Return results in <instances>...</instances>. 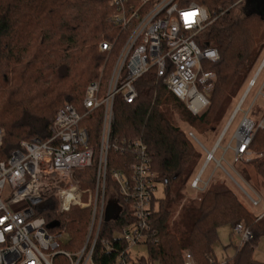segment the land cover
<instances>
[{
    "label": "trees",
    "instance_id": "1",
    "mask_svg": "<svg viewBox=\"0 0 264 264\" xmlns=\"http://www.w3.org/2000/svg\"><path fill=\"white\" fill-rule=\"evenodd\" d=\"M110 1L0 0V161H6L21 141L47 139L56 111L63 105L82 113L84 90L99 76L102 90L105 88L124 39L108 21L113 12ZM236 1L186 0L204 7L209 14L210 23L198 36V45L214 48L219 55L217 62L204 64L214 78L203 113L193 116L152 71L135 83L138 98L134 102L125 104L120 97L114 101L111 143L143 142L156 182L163 185L164 196L156 207L153 198L150 203L154 241L145 245L149 261L141 259L139 264H182L185 254L194 264H217L213 248L218 242L217 231L222 226L232 229L236 223L248 228L252 238L234 246L233 256L225 258L227 264H264L253 258L257 241L264 235V218L256 221L232 190L209 183L198 198L186 197L184 191L199 167L200 153L172 119L176 114L198 134H211L248 81L264 49V16L251 13L235 18L232 5ZM100 42L110 49L101 52ZM101 116L98 109L81 122L87 128L89 145L95 149ZM257 144L264 150V132H257L253 145ZM108 153L106 192L115 199L120 212L108 221L104 214L99 239L118 244L115 233L135 223L118 195L111 172L127 173L135 159L129 151L123 155L113 150ZM250 166L264 176V159ZM242 173L249 177L246 170ZM73 177L79 188H94L95 168L75 170ZM57 210V200L50 199L36 213L47 225L57 223V230L68 231L72 241L80 240L75 245L72 241L68 246L61 243L60 248L74 252L85 241L89 208L74 206L63 214ZM92 254L93 264L114 263V254L103 253L99 241Z\"/></svg>",
    "mask_w": 264,
    "mask_h": 264
},
{
    "label": "built area",
    "instance_id": "2",
    "mask_svg": "<svg viewBox=\"0 0 264 264\" xmlns=\"http://www.w3.org/2000/svg\"><path fill=\"white\" fill-rule=\"evenodd\" d=\"M234 4L240 5L249 14L264 15V0H237ZM110 6L113 12L108 21L118 28L124 39L105 88H101L100 77L89 83L83 94L82 113L70 105H63L56 111L47 139L21 141L19 148L6 161H0V264H55L61 258H64L65 264H93L92 253L98 241L103 253L114 254L113 264H134L129 252L132 246L154 241L150 203L156 179L151 170V159L143 142L111 143L114 101L120 97L125 104L134 102L138 98L135 83L152 71L178 102L193 116H198L208 107L214 78L205 70L204 64L217 62L219 55L216 49L200 47L196 41L210 23L209 14L202 6L186 3L185 0H136L134 3L130 0H111ZM194 12L198 13L195 17L186 15ZM109 49L106 43L99 45L101 52ZM259 60L260 64L253 77L246 82L245 92L212 150L204 149L192 132H185L190 141L206 153L204 164L190 181L189 188L202 193L214 177L212 172L207 180H203L201 174L213 162L234 184L247 204L253 208L261 206L262 211L255 215L256 221L264 218V200L237 175L232 166L233 175L223 168L220 161L229 150L234 159L241 162L264 159V150L253 145L257 132H264V83L257 88L249 109L243 112L221 158L215 159L214 152L264 70V54ZM257 100L261 105L256 103ZM98 109L102 116L99 144L95 149L89 145L87 128L81 122ZM254 109L261 118L257 124L246 116ZM110 150L122 155L129 151L135 159L129 164L127 173L121 170L111 172L118 195L127 205L135 223L115 233L113 238L119 239L118 244L108 238L99 239L106 204L115 200L105 196ZM86 168H95V185L91 192L88 191L87 202H82V192L76 186L73 172ZM50 199L57 200L59 214L68 212L74 206L89 208L85 241L75 252L60 248L63 231L55 232L57 228L48 227L44 218L36 213ZM232 232L240 237L238 246L252 238V232L241 223L234 224ZM227 263L225 259L217 262ZM182 264H194L192 257L185 254Z\"/></svg>",
    "mask_w": 264,
    "mask_h": 264
},
{
    "label": "rangeland",
    "instance_id": "3",
    "mask_svg": "<svg viewBox=\"0 0 264 264\" xmlns=\"http://www.w3.org/2000/svg\"><path fill=\"white\" fill-rule=\"evenodd\" d=\"M234 3L232 5V8L234 9L235 18H237V17L240 18V17H243L247 14L249 15V13L247 11H245V9L243 7H241L240 5L234 6L235 5ZM109 16H110V14H109ZM109 16H108V19H109ZM262 16H264V15H262ZM102 43H104V42H100L99 45H101ZM99 45H98V47H99ZM262 54H264V49H262L260 51L259 56H258V60L255 64L252 72L250 73V76L248 79L253 77L254 71L256 70L258 65L260 64L259 59H260ZM99 77H101V76H99ZM262 83H264V70H262L260 72L259 77L256 80V85L254 86V89L246 96V98L242 102L241 112L237 113V115L234 117V120L231 123V125L228 127L226 134L223 136V138L219 142V148L214 152V158L215 159L221 158V156L223 154V149H225L227 147L228 143L230 142L231 138L233 137L234 131L236 130L239 121L242 119L241 117L243 115V112H245L249 109V107L251 105L250 103L252 102V99L255 95V92H256L257 88H259L261 86ZM245 88H246V83L241 87L240 93L235 98V100L232 102V104H231L232 106H231L229 112L227 113V115L224 117V120L217 127L215 132H213L211 134H209L207 131L198 134L194 129L189 128L188 126L184 125L182 123V121L179 120V117L176 114L172 115V119L175 122V125L183 133H185L186 131L192 132L196 136L199 143H201V145L204 147V149L210 151V150H212V147L214 146L215 142L217 141V139L219 138V136L223 132L225 126L227 125V122L230 120L229 118L232 115L233 111L236 109V106L238 105L237 104L238 101L240 100L241 96L245 92ZM262 93H264V88H262ZM256 103H258V105L259 104L261 105L260 100H257ZM262 108H264V107H262ZM246 116H247V118L251 119L255 124H257L261 119L260 115H257L255 113V109L249 111ZM0 136H1V133H0ZM258 145L259 144L255 145L256 149L259 148ZM197 149H199L200 160H199V167H198L196 173L194 174V176L199 172V170L203 166L204 157L206 155V153L203 149H201L199 147H197ZM220 162L222 163L223 168L226 169V171L229 174L233 175V172L231 170V166H232L234 168L235 172L237 173V175L240 176L241 179L245 180L248 183L249 187L252 190H254V192L258 196H260L262 200H264V176L257 175L255 173L254 169L250 166L251 163H245V162L235 160L234 154L232 153L231 150H229L228 152H226L223 155V160ZM243 170H246L247 175H249L248 178L243 176V173H242ZM212 172H213L214 178L210 182L211 183L210 185L213 186L214 184H222L228 190H232L234 192V194L236 195V197L238 198V200L241 202V204L246 206V208L252 214H254V215L260 214V212L262 211L261 206L257 207V208H253L249 204H247V202L244 200L241 193L236 189L234 184L231 181H229L227 176H225L223 174L222 170L219 167H215V163L210 162L205 167L204 171L201 174L202 179L207 180ZM76 186H77L78 190L80 192H82V195H81L82 202H87V200L89 198V196H88L89 192L88 191L91 192L93 190V188H87V189L83 190V189L79 188L77 183H76ZM188 186L189 185L187 184V187L184 191L186 194V197L187 198H189V197L198 198L200 194L195 192L194 190L190 189ZM152 194H153L154 206L156 207L157 201H159V199H161L164 196L162 183H160L159 181L154 183V189H153ZM109 195H110V193L106 192L105 196L110 197ZM57 231L58 230H56L55 232H57ZM217 234H218V242L214 245L213 248H214V256H216V260H217V262H219L220 260H222L225 257L231 258L233 256L234 251H235L234 246L238 245V243L240 241V237L238 234L232 232V229H230L228 226L220 227L217 231ZM60 241L64 245H67V246L69 245V241H72V238L69 235L68 231H63ZM79 241L80 240L75 239L72 241V243H73V245H75V243L78 244ZM255 247L256 248L254 249V252H253V258L256 261H259L261 263L264 262V235H262L258 239ZM67 250H69V249H67ZM69 251L73 252V249H70ZM129 252H130L131 260H132V262H134V264H139L138 260H141V259H143L146 263L149 261L148 260V258H149L148 251H146V247L144 244H137V245L132 246V248L130 249ZM55 264H65L64 258L59 259L58 263L56 262ZM153 264H156V263H153Z\"/></svg>",
    "mask_w": 264,
    "mask_h": 264
},
{
    "label": "water",
    "instance_id": "4",
    "mask_svg": "<svg viewBox=\"0 0 264 264\" xmlns=\"http://www.w3.org/2000/svg\"><path fill=\"white\" fill-rule=\"evenodd\" d=\"M119 212L120 209L115 206L113 201L108 202L105 207V221L116 219ZM48 227L55 228L57 227V223H49Z\"/></svg>",
    "mask_w": 264,
    "mask_h": 264
},
{
    "label": "snow or ice",
    "instance_id": "5",
    "mask_svg": "<svg viewBox=\"0 0 264 264\" xmlns=\"http://www.w3.org/2000/svg\"><path fill=\"white\" fill-rule=\"evenodd\" d=\"M186 15L195 17L196 15H198V13H196V12H194V13H187Z\"/></svg>",
    "mask_w": 264,
    "mask_h": 264
},
{
    "label": "clouds",
    "instance_id": "6",
    "mask_svg": "<svg viewBox=\"0 0 264 264\" xmlns=\"http://www.w3.org/2000/svg\"><path fill=\"white\" fill-rule=\"evenodd\" d=\"M213 56H215V57L218 59V56H217V54L213 53Z\"/></svg>",
    "mask_w": 264,
    "mask_h": 264
},
{
    "label": "crops",
    "instance_id": "7",
    "mask_svg": "<svg viewBox=\"0 0 264 264\" xmlns=\"http://www.w3.org/2000/svg\"><path fill=\"white\" fill-rule=\"evenodd\" d=\"M230 228V227H229ZM231 229V228H230ZM226 258V257H225ZM225 258H223V259H225ZM215 260H216V256H215ZM217 261V260H216Z\"/></svg>",
    "mask_w": 264,
    "mask_h": 264
}]
</instances>
